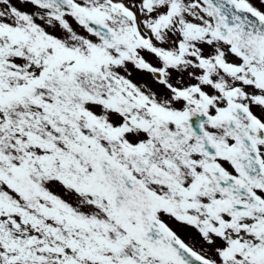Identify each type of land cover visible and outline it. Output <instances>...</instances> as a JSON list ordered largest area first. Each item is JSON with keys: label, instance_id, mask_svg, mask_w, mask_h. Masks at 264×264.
Wrapping results in <instances>:
<instances>
[{"label": "snow or ice", "instance_id": "1", "mask_svg": "<svg viewBox=\"0 0 264 264\" xmlns=\"http://www.w3.org/2000/svg\"><path fill=\"white\" fill-rule=\"evenodd\" d=\"M0 264H264V0H0Z\"/></svg>", "mask_w": 264, "mask_h": 264}]
</instances>
